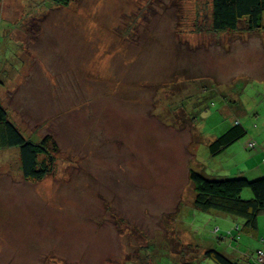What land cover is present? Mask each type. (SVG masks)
<instances>
[{"label": "rangeland", "instance_id": "rangeland-1", "mask_svg": "<svg viewBox=\"0 0 264 264\" xmlns=\"http://www.w3.org/2000/svg\"><path fill=\"white\" fill-rule=\"evenodd\" d=\"M9 3L0 75L20 85L4 104L27 138L52 134L58 152L33 181L18 149H0V264H216L183 246L189 222L216 231L178 201L193 204L190 169L264 177V31L214 32L212 0ZM235 120L246 134L212 156ZM253 231L238 241L249 256L264 253V214Z\"/></svg>", "mask_w": 264, "mask_h": 264}, {"label": "trees", "instance_id": "trees-1", "mask_svg": "<svg viewBox=\"0 0 264 264\" xmlns=\"http://www.w3.org/2000/svg\"><path fill=\"white\" fill-rule=\"evenodd\" d=\"M48 1L55 5L66 6L70 0ZM263 13L264 0H212L211 27L217 33L235 32L239 24L245 22L248 32L264 31ZM245 134L246 130L239 120L233 121L224 133L208 144L209 153L212 156L220 154ZM13 148L18 149L20 169L25 180L41 181L52 174L54 155L58 152L52 134L45 135L39 140L27 138L11 121L7 109L0 100V149ZM251 148H255L252 141L249 143V149ZM188 179L193 185L195 208L203 212L214 210L236 219L240 218L243 220V229L256 230L258 216L264 214V177L254 180H248L242 176L210 178L190 169ZM245 189L251 192L248 198L242 197ZM240 233L241 226L234 224L227 230L224 237L230 242H238L241 239ZM258 251L262 255H259ZM258 251L254 256L244 253L246 257L244 264H264V253L261 250ZM203 255L216 264H243L216 249H207ZM183 264L193 263L184 262Z\"/></svg>", "mask_w": 264, "mask_h": 264}, {"label": "crops", "instance_id": "crops-1", "mask_svg": "<svg viewBox=\"0 0 264 264\" xmlns=\"http://www.w3.org/2000/svg\"><path fill=\"white\" fill-rule=\"evenodd\" d=\"M12 1H14V0H0V7L1 6H8V3L9 2L11 3ZM5 22H7L9 24L8 19L5 20ZM2 27H4V25H1V21H0V34L2 33L1 32ZM5 57L6 56L2 57V59H1L2 61H0V72L2 70L7 69V67L5 65L6 62L5 61H4L5 63L3 62V59L5 60ZM4 83H5L4 79L0 75V100H1L2 104L4 105V107L6 108V106L4 104V100L6 99V101L8 100V102H9L8 98L9 97L13 98L15 88L17 86H19L20 84L15 83V85L13 87L4 88V86H3ZM182 197H181V199H182ZM178 202L181 204V205L180 204L178 205V206H181L180 211H183V209L187 211L188 216H189L188 217L189 221H190L191 217H194L196 221H197V219L199 221L202 220L205 224L203 226H206L209 224L212 226V228H215V230L216 229L218 230L216 232V234H214L213 231L204 230V232L203 233L201 232V235H200V233L198 231L194 230L195 227L193 226V224L189 222V223H187L186 228H184L182 231L179 230L180 233L184 234L183 238L185 237V239L187 241H189V242H185V243L181 242L183 244V246L186 245V246L191 247V248L192 247H201L202 248L201 253L203 252V254H204V252L207 249H210V248L203 247V246H206V245H204L206 241H208L210 243H212L213 241H215V242H218V241L221 242L222 241L221 243L218 242L217 244L220 245L223 249L222 250L216 249V250L221 251L222 253H224L227 256H230L231 258H235V259L239 260L243 264L246 263V257L244 255V252L242 251V249L239 248L240 246H238V242H236V241L230 242V240L228 238L224 237V235L227 232V230L232 228V226L234 224H238L239 226H241V233H240L241 239L239 241H242V235L254 237L255 231L252 232L249 229H243L242 228L243 226L239 222V220L230 216V215L224 214L222 212L214 211V210H211L208 212H203V211H200L197 208H195L194 203L192 204V206H184L182 203L183 202L182 200H180ZM176 215L177 214H175V216ZM188 218H186V220ZM198 226L201 227L202 225L198 224ZM198 226H196V227H198ZM219 234L222 236H218ZM188 236H190V239H188ZM180 239H182V238H180ZM215 248L216 247H213V246L211 247V249H215ZM258 250H260V249H258ZM183 263L184 262L178 263V264H183Z\"/></svg>", "mask_w": 264, "mask_h": 264}, {"label": "built area", "instance_id": "built-area-1", "mask_svg": "<svg viewBox=\"0 0 264 264\" xmlns=\"http://www.w3.org/2000/svg\"><path fill=\"white\" fill-rule=\"evenodd\" d=\"M250 146H253V144H250ZM258 254H259V255H262V253H261V252H259V251H258Z\"/></svg>", "mask_w": 264, "mask_h": 264}]
</instances>
